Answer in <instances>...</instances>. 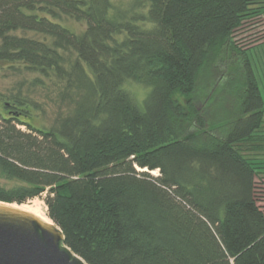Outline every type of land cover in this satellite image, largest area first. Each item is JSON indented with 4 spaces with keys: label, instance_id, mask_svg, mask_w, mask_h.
<instances>
[{
    "label": "trees",
    "instance_id": "obj_1",
    "mask_svg": "<svg viewBox=\"0 0 264 264\" xmlns=\"http://www.w3.org/2000/svg\"><path fill=\"white\" fill-rule=\"evenodd\" d=\"M262 13L0 0V63L22 76L0 114V201L40 198L87 264H264V159L248 154L264 150V102L245 43Z\"/></svg>",
    "mask_w": 264,
    "mask_h": 264
},
{
    "label": "water",
    "instance_id": "obj_2",
    "mask_svg": "<svg viewBox=\"0 0 264 264\" xmlns=\"http://www.w3.org/2000/svg\"><path fill=\"white\" fill-rule=\"evenodd\" d=\"M18 206L0 201V264H87L53 221Z\"/></svg>",
    "mask_w": 264,
    "mask_h": 264
},
{
    "label": "rangeland",
    "instance_id": "obj_3",
    "mask_svg": "<svg viewBox=\"0 0 264 264\" xmlns=\"http://www.w3.org/2000/svg\"><path fill=\"white\" fill-rule=\"evenodd\" d=\"M111 1L115 4L121 5V7L123 8H126L131 0H111ZM253 18H257V20L260 21L259 25H256V27H254V25L252 24L253 27L251 28V31H253V33L254 32L257 33V37H256L257 40L256 41L247 40L245 43H246V47L251 48V50H249L248 52L252 59V62L254 63L256 75L262 93V91L264 90V14L262 13ZM63 22L65 23V25L69 26L75 31L81 30L83 26L79 22H76L72 19L69 20L64 19ZM6 66H7L6 63L3 62L0 63V114L4 115L5 117L10 116L9 111H11L12 108L10 109L9 107L7 106L5 107L3 105V101H5L3 100V98L8 97L13 92L12 88H14L19 82L21 83L22 81V76L14 75V73L11 70L5 68ZM129 88L133 92V94L135 95L138 101L142 100L147 90L145 85L138 83H131L129 85ZM19 127L24 129V126L19 125ZM248 154L250 157H254V158L258 156V158L261 160L262 158H264V150L257 151L255 153H248ZM152 174L157 175L158 173L156 171V172H152ZM33 203L37 204L46 214V206L40 198L32 199L23 205L30 206Z\"/></svg>",
    "mask_w": 264,
    "mask_h": 264
},
{
    "label": "bare ground",
    "instance_id": "obj_4",
    "mask_svg": "<svg viewBox=\"0 0 264 264\" xmlns=\"http://www.w3.org/2000/svg\"><path fill=\"white\" fill-rule=\"evenodd\" d=\"M15 205V204H14ZM18 207L28 210L37 216L43 218L45 221L52 223V220L48 218V216L44 213V211L35 203L31 204L30 206L27 205H19Z\"/></svg>",
    "mask_w": 264,
    "mask_h": 264
},
{
    "label": "crops",
    "instance_id": "obj_5",
    "mask_svg": "<svg viewBox=\"0 0 264 264\" xmlns=\"http://www.w3.org/2000/svg\"><path fill=\"white\" fill-rule=\"evenodd\" d=\"M262 97H263V102H264V90L262 91ZM264 104V103H263ZM264 133V132H263ZM264 159V158H263Z\"/></svg>",
    "mask_w": 264,
    "mask_h": 264
}]
</instances>
